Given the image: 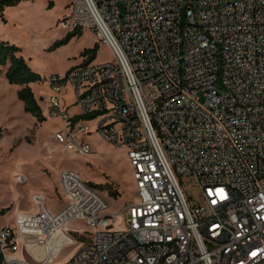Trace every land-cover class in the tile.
<instances>
[{
	"label": "built area",
	"instance_id": "built-area-1",
	"mask_svg": "<svg viewBox=\"0 0 264 264\" xmlns=\"http://www.w3.org/2000/svg\"><path fill=\"white\" fill-rule=\"evenodd\" d=\"M70 6L61 25L88 29L114 58L85 57L49 77L50 114L62 122L55 138L91 153L94 123L126 150L136 192L109 214L100 191L63 170L61 208L36 193L37 211L0 225L2 264H52L56 247L75 242L62 264H264V0ZM182 177L199 187V201ZM77 220L85 225L71 227ZM28 242L44 255L27 252Z\"/></svg>",
	"mask_w": 264,
	"mask_h": 264
},
{
	"label": "rangeland",
	"instance_id": "rangeland-1",
	"mask_svg": "<svg viewBox=\"0 0 264 264\" xmlns=\"http://www.w3.org/2000/svg\"><path fill=\"white\" fill-rule=\"evenodd\" d=\"M70 8V0H22L8 6L5 19L0 18V38L20 46V54L43 77L32 85L47 117L38 121L25 111L24 102L18 96L19 85L9 82L5 67L0 65L1 225L16 226L18 212L37 211L38 206L33 200L36 193L45 195L46 203L52 210L61 208L66 200L57 188L60 173L67 169L77 171L101 192L109 203L105 211L109 214L117 213L136 192L133 167L126 150L101 138L94 123H91L93 132L87 135L93 146L91 153H74L55 138L54 134L62 122L50 114L49 77L81 63L85 58L83 51L93 47L97 41L96 36L85 29L82 35H76L66 43H57L70 31L60 23V19L70 13ZM113 58L111 48L102 43L96 61ZM67 99H72L70 93ZM21 175L25 176L24 182L17 183ZM181 181L191 198L199 201L201 192L194 180L182 177ZM113 190L120 193L117 198L110 195ZM84 225L81 220L70 223L73 228ZM20 244L21 255L24 251L23 239ZM25 246L27 252L35 257L44 255L43 249L34 242ZM80 247L81 242L59 245L52 264L68 262Z\"/></svg>",
	"mask_w": 264,
	"mask_h": 264
},
{
	"label": "trees",
	"instance_id": "trees-1",
	"mask_svg": "<svg viewBox=\"0 0 264 264\" xmlns=\"http://www.w3.org/2000/svg\"><path fill=\"white\" fill-rule=\"evenodd\" d=\"M20 1L22 0H0V18L5 19V9L8 6L19 3ZM82 33L83 30L81 29L69 31L66 37L57 43H66L72 37L76 35H82ZM99 49L100 44L98 42H96L93 47L86 48L83 51V56L86 57V61L96 59ZM0 65L6 68L5 74L9 82L20 85L18 96L24 102L25 111L35 116L38 121L46 120L47 117L44 114L40 101L35 94L33 86L31 85L33 82L41 81L43 77L39 72L35 71L27 59L22 54H20V46L0 38ZM97 114L98 112H95L84 115L83 117L86 119H91ZM1 132L2 129L0 128V134ZM110 195L117 198L120 193L116 190H113L110 192ZM0 264H2L1 258Z\"/></svg>",
	"mask_w": 264,
	"mask_h": 264
},
{
	"label": "bare ground",
	"instance_id": "bare-ground-1",
	"mask_svg": "<svg viewBox=\"0 0 264 264\" xmlns=\"http://www.w3.org/2000/svg\"><path fill=\"white\" fill-rule=\"evenodd\" d=\"M24 179H25V176H19L18 178H17V183H22V182H24ZM52 206V205H51ZM54 206V205H53ZM52 208H54V207H52ZM57 210V209H56Z\"/></svg>",
	"mask_w": 264,
	"mask_h": 264
},
{
	"label": "crops",
	"instance_id": "crops-1",
	"mask_svg": "<svg viewBox=\"0 0 264 264\" xmlns=\"http://www.w3.org/2000/svg\"><path fill=\"white\" fill-rule=\"evenodd\" d=\"M2 39V38H1ZM5 71H6V68H5ZM31 85H32V83H31ZM33 86V85H32ZM19 88H20V85H19ZM33 88H34V86H33ZM34 91H35V89H34ZM35 94H36V92H35ZM59 186H60V184L58 183V188H57V190H58V192L60 193V190H59ZM1 225V224H0Z\"/></svg>",
	"mask_w": 264,
	"mask_h": 264
}]
</instances>
